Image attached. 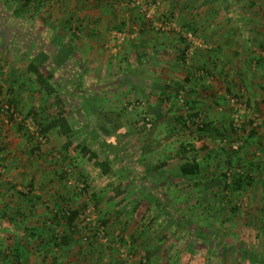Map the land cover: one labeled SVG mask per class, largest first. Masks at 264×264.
Wrapping results in <instances>:
<instances>
[{"label": "crops", "instance_id": "0c3cea01", "mask_svg": "<svg viewBox=\"0 0 264 264\" xmlns=\"http://www.w3.org/2000/svg\"><path fill=\"white\" fill-rule=\"evenodd\" d=\"M160 2V14L173 11L202 40L190 64L183 36L149 28L127 0H75L82 10L54 17V43L43 50L53 74L49 82L64 90L73 110L62 116L81 138L74 143L72 130L64 134L58 123L50 125L56 110L47 121L49 159L33 154L15 127L7 136L0 133V161L7 166L0 173V264H264V121L240 134L247 142L243 150L222 145L233 137L229 95L242 92L250 111L264 116V0ZM74 24L79 35L68 31ZM119 31L128 34L123 43L113 39ZM65 51L69 56L61 61ZM182 87L185 104L178 98ZM139 98L146 99L154 127L136 155L137 141L130 137L137 131V108L130 104ZM190 111L201 112L207 128L192 136L199 170L187 176L179 170L187 156L180 134ZM107 128L114 136H105ZM78 144L95 148L97 160L108 158L113 169L104 173L96 165L83 194L76 185L83 176L79 163L90 153L70 154ZM123 147L134 176L129 187L147 196L143 203L105 202L109 196H102L118 193L114 166ZM232 163L257 171L250 184L233 189L242 206L225 198L230 187L224 173ZM188 193L191 200L181 201ZM89 196L129 256L83 229L77 215Z\"/></svg>", "mask_w": 264, "mask_h": 264}, {"label": "rangeland", "instance_id": "374dc122", "mask_svg": "<svg viewBox=\"0 0 264 264\" xmlns=\"http://www.w3.org/2000/svg\"><path fill=\"white\" fill-rule=\"evenodd\" d=\"M74 1L75 0H0V133L3 136H7L9 132L13 130L12 128L15 127L19 137H21L23 140L26 141L25 144L29 145L28 146L29 148H32L33 154H37V155L40 154L41 156L39 157L43 160L47 158L46 156L50 155L49 153L48 155H46L45 144H47L49 140L53 138V134L49 130L45 134L42 133L41 132L42 125L48 124L47 121L49 119V116L52 117V114L55 110L57 112H62L63 114L65 113L68 114L70 113L68 111H72L73 109L71 110V108L73 107L67 108L69 107L67 104L68 99L65 97L66 96L65 92L60 88V86L56 87V92L48 93L47 90L44 89L41 86V84L38 82L36 75L29 69V63L32 57L35 54H37L39 50L42 51L46 49L48 50L50 44L54 43L50 34V31L57 28L58 25L57 21L54 20V17L58 15V13L68 14L71 11H74L71 12V14H77V12L82 10L78 8L76 5H73ZM149 1L159 2L158 8L155 13L156 17H171L176 22H178L177 19L173 17V15L172 16L170 15L172 14L173 11L170 12V14H167L168 16H166V14L163 15V13L162 14L159 13V8L162 1L161 2L160 0H149ZM127 2L131 7L137 9L141 13L139 7L131 5L130 0H127ZM110 5L112 6L111 3ZM50 22H54V23L51 24ZM144 22L149 28L154 29L147 24L145 19ZM179 25L182 26L181 23H179ZM49 26H51V28H49ZM78 26L79 24L70 25L68 31L70 33L72 32L73 34L77 35L79 32ZM163 33H171V32H163ZM67 36H70V34H67L65 37ZM63 39L64 38H61L59 42L57 41V45H60ZM185 45H186V40H185ZM50 69L51 67L47 63L41 67V70L44 74H48ZM11 98L14 99V103H12V106L8 109L6 108V105L7 102L9 103V100ZM57 98H59V101H57ZM139 99L145 100V102L147 103L145 98H139ZM138 100L133 102H137ZM10 102L12 101L10 100ZM53 105H55L54 109H53ZM11 109H13L14 114L11 112ZM192 111H190V114L189 112H186V114H188V116H192L194 114ZM247 114L243 115L244 119L246 120L244 127L249 131L251 128V122L247 120L248 119ZM259 114L260 116H262V113L259 112ZM29 115H32L34 116L33 118H36L34 119L35 122L34 126L29 125L28 127L23 124L24 120H26ZM122 118H124V116H122ZM263 124L264 123H262L261 125ZM182 126L184 129L182 130L184 134H180L182 135L181 137H184L183 138L184 140L182 142L183 145L186 146L187 148L190 147L191 152L189 155L192 156V146H191L193 144L192 136L194 134L199 133L200 131L197 132H195L194 130L191 131L192 130L191 128L189 129L183 124ZM34 127H38L39 133L43 134L44 136L43 141H39V135L37 134V131L33 129ZM256 128H259V126H257ZM79 132L80 131L77 129L73 131L72 136L75 135L74 143L76 141L78 142L80 141L81 137L79 135ZM142 132L143 133L136 131L135 135L130 137L131 141L136 138L135 141H137L136 142L137 148L134 151L136 155L141 154V149H142L141 145L143 140L146 139V135H148L149 130L145 129V131ZM232 133H233L232 139L228 140L227 138L229 142L235 140L234 137L235 132L233 131V129H232ZM244 133L245 132L242 131L243 135ZM242 140L244 141V145L241 147L242 149L240 148V150H243L247 145L246 140H244L243 138ZM76 146L72 148V152L70 153V154H74L76 152L74 155L75 157L78 156L79 153H82V149ZM90 149L94 150L95 148L90 147ZM124 150L125 147L120 149V154H117L120 163H119V167L117 166L115 170L119 169L120 171H118V173L116 174L117 175L116 185H114V188L116 187L118 188V193H116L115 191V194L102 195V196L103 197L109 196L108 200H106L105 202L108 201L110 202L112 201V199H115V201L119 203H127L131 201H133V203H143L148 200L147 196H144L143 194H140L137 190H135V186H133V184L132 187L131 186L129 187L130 183L134 181V176L132 172L128 170L130 168L127 169L125 168L126 164L123 161L125 157ZM84 157L85 156H83L84 161L82 160V162L79 163L81 164L79 169L81 170L83 176H81L80 180L76 184L78 190L80 189L82 194H83V189L87 188L88 178L91 175L90 172L94 173L95 172L94 167L96 166L94 162L92 164L89 163L91 161V158L89 156L88 159ZM122 162H124V165H122ZM73 163L77 165L78 159H75ZM230 165L241 167L245 173L247 172L246 174H248V176H250L249 173L251 172L254 175L257 174V171L255 172L254 167L246 168L244 164H239V163L238 164L232 163ZM254 166L256 165L254 164ZM0 167H2L3 172L7 171V166L4 162L0 161ZM127 170L129 172H127ZM250 183L251 182H249L248 184ZM184 184H186V181H184ZM233 189L234 188L230 186L229 190L228 189L226 190L228 191V194L225 195V198L227 199V201L233 203H236L237 201L238 202L241 201V199H239L240 196L232 194L234 191ZM132 192L134 193V195H132ZM187 192L188 191H186V193ZM188 194L189 196L185 194V196H183V200L181 201L189 202L192 196L191 193ZM86 202L87 204L84 207V209L89 205H94L99 218L102 219L101 211L97 209L98 207H96L97 203L95 202L94 197L89 196ZM84 209L79 211L77 215V220H79V222L82 223L83 229L85 228L86 230H88L87 232H89L90 231L89 226H85L83 224V220L81 219L80 216L83 213ZM135 218H140L139 214ZM107 226L110 233L109 225L107 224ZM86 230L83 231L86 232ZM116 241L118 242L119 240Z\"/></svg>", "mask_w": 264, "mask_h": 264}, {"label": "built area", "instance_id": "2783aa9c", "mask_svg": "<svg viewBox=\"0 0 264 264\" xmlns=\"http://www.w3.org/2000/svg\"><path fill=\"white\" fill-rule=\"evenodd\" d=\"M131 5L139 7L141 10V13L144 16L145 21L149 26L154 28L157 31L160 32H178L180 33L186 40V45L184 49V60L187 64L191 63V58L194 55V48L197 45H202V40L199 38L198 34L195 32V30L189 29V28H183L181 25H179L178 22H176L171 17H156V10L158 8L159 2L157 1H149V0H130ZM127 33L124 31L115 32L113 34V39H115L116 43H123L127 38ZM185 89L181 88L178 90V98L181 103L185 104ZM229 104L232 107V129L235 132V140L233 141H226L222 142L223 144H229V147L233 151H238L240 148L244 145V141L241 138L242 131H244L245 127L244 124L246 120L244 119L243 115L247 112H250L251 116L247 120L249 121L252 119L253 126L257 127L261 124L262 121H264V116H260V114L255 113L254 111H250V108L248 107L247 100L243 96L242 92L234 93L233 95L228 96ZM12 106V103L9 100V103L7 102L6 108H10ZM139 109L140 112H143L142 118L140 119L139 124L144 125L146 130H150L153 127V120L151 117V114L148 112L147 104L145 100H138L137 102H133L130 104V109ZM11 112L14 114L13 109H11ZM249 114V115H250ZM186 125L189 127V129H193L196 131L197 129L204 127L205 119L203 117V114L201 112H197L193 114L192 116H185ZM23 124L25 126L29 125H35L34 118L32 115H29L26 120H24ZM37 131V134L39 135V141L44 140L43 134H40L38 131V127H34ZM240 135V136H239ZM2 167H0V173H2ZM235 174H245L243 169L239 166H230L226 171V178L228 182H232L233 177ZM248 175V174H246ZM251 176V174L249 173ZM244 203L243 200L238 202L239 206H242ZM81 219L83 220V224L85 226H89L90 232H92L93 237L99 241L100 243L107 244V245H114L117 248H120L121 253L120 255L122 257L129 256V250L128 247L120 244L116 240H113L110 236L109 229L107 224L103 223V220L99 218L96 208L94 205L87 206L83 213L80 215Z\"/></svg>", "mask_w": 264, "mask_h": 264}, {"label": "trees", "instance_id": "16d2710c", "mask_svg": "<svg viewBox=\"0 0 264 264\" xmlns=\"http://www.w3.org/2000/svg\"><path fill=\"white\" fill-rule=\"evenodd\" d=\"M68 56H69L68 52H66V51H65V53L63 52V54L61 55V61H64L65 59H67ZM47 59H48V54L45 53L44 51H40V53H38L37 55L32 57V59H31V61L29 63V69L36 75V78H37L38 82L41 84V86L43 88H45L48 93H53V92L56 91V89L49 82L50 79L53 77V74L52 73L44 74L42 72V70H41V67L45 65V62L47 61ZM10 100L12 101L11 103H14V99L13 98H11ZM57 101H59V98H57ZM148 112H149V110H148ZM136 114L137 115H136L135 121H136V126H137V132L143 133L142 131H145V126L139 124L140 119L142 118L143 112H140V110L137 109L136 110ZM105 115H107V114H105ZM117 116L121 117L120 114L117 115ZM110 117L111 116H109V117L106 116L105 118L111 120ZM34 119H36V118H34ZM182 122H183L184 126L188 127L186 125V120L185 119ZM56 123H58L60 125L61 131L64 134H68L72 130L70 128V125H69L67 119L65 118V116H62V112H58V116L56 118L52 119L50 125L51 124H56ZM153 123H154V120H153ZM48 126H49V124L42 125L41 132L45 134L48 131ZM206 128H207V123L205 121L204 127H201L199 129H197L195 132L206 130ZM255 128L256 127L253 126L250 129V131L251 130L253 131ZM152 129L153 128H151L149 131H151ZM104 131L105 132H103V133L104 134L107 133V134H105V136H107L108 138H110L111 135L114 136V134H112L111 130H109L108 128L106 130H104ZM191 131H193V129ZM245 131H246V128H245ZM91 134H92V137H94L95 135H98L100 138H102L100 136V133H97L96 131H92ZM120 134L122 136H124L127 133L125 131H121ZM88 136L90 137V133L88 134ZM71 143H72L71 141L67 142L66 147L70 146ZM78 146H80L82 148V151H84L85 153H90L89 157L91 159L96 158V160L94 161L95 165H97L104 173H109V172H111L113 170L111 168V164H110V161L108 160V158H105V159L99 161V160H97L98 155H97L95 150L90 149L86 145L78 144ZM182 150H183V152L185 154H187V156H185L186 157V161L184 163H182V165H180V167H179V170H180L181 174L182 175H187V176H191L192 174H196L198 172V170H199V166L196 163V161L193 160V158H192L193 156L189 155L190 152H191L190 147L187 148L186 146L183 145ZM125 164H126V162H125ZM117 166H119V162L118 161L115 164L114 168L116 169ZM125 168L127 169L128 167H125ZM118 171H120V170L119 169L115 170V173H118ZM127 172H128V170H127ZM224 176H225V180H226V182H225L226 187H230L231 186L234 189H239L240 187L244 186L245 184L251 182V177L246 175V174H235L234 177H233L232 182H228L227 181L226 172L224 173ZM71 216H75V214L72 212ZM103 223L107 224L105 220H103Z\"/></svg>", "mask_w": 264, "mask_h": 264}]
</instances>
